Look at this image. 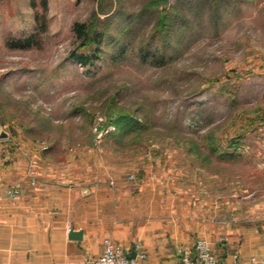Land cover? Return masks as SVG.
I'll return each instance as SVG.
<instances>
[{
  "label": "rangeland",
  "instance_id": "rangeland-1",
  "mask_svg": "<svg viewBox=\"0 0 264 264\" xmlns=\"http://www.w3.org/2000/svg\"><path fill=\"white\" fill-rule=\"evenodd\" d=\"M0 149L157 163L191 210L263 218L264 0H0Z\"/></svg>",
  "mask_w": 264,
  "mask_h": 264
},
{
  "label": "crops",
  "instance_id": "crops-1",
  "mask_svg": "<svg viewBox=\"0 0 264 264\" xmlns=\"http://www.w3.org/2000/svg\"><path fill=\"white\" fill-rule=\"evenodd\" d=\"M28 155L0 149V264H92L106 239L138 264L178 262L197 239L222 264H264V217L191 210L160 164L129 173L106 160L64 165Z\"/></svg>",
  "mask_w": 264,
  "mask_h": 264
},
{
  "label": "built area",
  "instance_id": "built-area-1",
  "mask_svg": "<svg viewBox=\"0 0 264 264\" xmlns=\"http://www.w3.org/2000/svg\"><path fill=\"white\" fill-rule=\"evenodd\" d=\"M135 176L129 174L127 176V181H133ZM35 183L31 179V184ZM17 188L11 192L14 196L17 194ZM70 229H67V233ZM140 259H144L143 254H139ZM92 264H138L135 258H128L123 248L119 245L114 244L111 240L106 239L103 243V252L99 258H97ZM171 264H222L218 258L213 254L211 245L203 240H195L192 250H186L182 252V256L178 262H173ZM247 264H263L255 257H251Z\"/></svg>",
  "mask_w": 264,
  "mask_h": 264
},
{
  "label": "trees",
  "instance_id": "trees-1",
  "mask_svg": "<svg viewBox=\"0 0 264 264\" xmlns=\"http://www.w3.org/2000/svg\"><path fill=\"white\" fill-rule=\"evenodd\" d=\"M167 19H168L167 15L163 16L159 24H157V28L159 29L161 28L160 30L165 29ZM74 28L82 40V45L87 46L94 41V37L91 36V34H89V31L87 30L84 24H80V25L77 24ZM155 32L157 31L155 30ZM98 52H99V48H97L96 46L95 49L91 50L87 54L76 53L75 51H72L69 57L71 60L76 61L79 65L83 67H88V66H92L96 61H98L99 59ZM136 123H137L136 121L134 122L132 119H129L127 116H124V115L115 116L114 120H112L111 122H108V124L112 125L115 128V130H118V131H121V130L125 131L127 129L132 128V126L134 127L138 126Z\"/></svg>",
  "mask_w": 264,
  "mask_h": 264
},
{
  "label": "water",
  "instance_id": "water-1",
  "mask_svg": "<svg viewBox=\"0 0 264 264\" xmlns=\"http://www.w3.org/2000/svg\"><path fill=\"white\" fill-rule=\"evenodd\" d=\"M2 137H5L4 134H2ZM80 235H81V234H77V233H74V232H70V233H69V237H71V238H77V237L79 238ZM127 257H128V258H133V254L130 255V256H127Z\"/></svg>",
  "mask_w": 264,
  "mask_h": 264
}]
</instances>
